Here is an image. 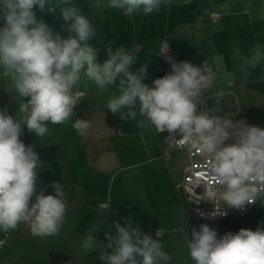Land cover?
<instances>
[{
  "label": "clouds",
  "instance_id": "clouds-1",
  "mask_svg": "<svg viewBox=\"0 0 264 264\" xmlns=\"http://www.w3.org/2000/svg\"><path fill=\"white\" fill-rule=\"evenodd\" d=\"M165 2L109 0L108 6L127 16L148 15L159 11ZM46 6L49 13L59 10L63 20L70 22L67 31L73 35L62 38L36 19L34 7L43 12ZM0 19L4 20L0 69L18 97L15 117L0 110V232L8 234L24 225L33 237L59 235L67 211L64 188L53 182L54 194L37 191V174L44 164L20 136L25 127L36 137H44L51 131L49 124H68L84 95L74 91L82 77L101 91L119 79V94L107 100V109L118 113L122 121H135L140 129L167 132L170 141L198 152L207 161L213 195L223 202V210L215 208L213 216L226 215L224 205L240 211L258 200L264 205V128L217 115L224 110L219 94L211 109L198 110L217 79L207 61L197 66L166 57L172 72L155 79L150 87L143 82L147 63L135 72L130 70L138 49L120 46L113 52L109 46L108 58L98 62V49L90 43L96 31L85 15L70 6V0H0ZM167 50L162 48L159 53ZM241 60L244 74L251 75L264 64V48L254 46ZM71 127L87 139L91 124L77 118ZM113 226L116 235L104 233L107 243L99 254L105 264H168L172 259L158 239L134 226L131 217L124 226L119 222ZM96 233L95 226L87 230L81 243L85 254L97 249ZM187 249L194 264H264V227L255 231L242 228L218 238L214 229L201 224L199 231L193 228Z\"/></svg>",
  "mask_w": 264,
  "mask_h": 264
},
{
  "label": "crops",
  "instance_id": "crops-1",
  "mask_svg": "<svg viewBox=\"0 0 264 264\" xmlns=\"http://www.w3.org/2000/svg\"><path fill=\"white\" fill-rule=\"evenodd\" d=\"M108 4L109 0H70V6L85 15L96 31L90 43L98 49V62L108 58L109 46L113 52L120 46L129 51L139 46L137 60L130 70L135 72L147 63L143 82L151 87L155 79L172 72L168 60L159 55L165 39L169 44L168 57L197 66L207 61L215 72L217 79L207 98L210 108L219 94L226 109L223 112L228 115L234 106L235 93L240 97L242 114L232 116L233 122L243 121L246 125L264 128V92L248 86L264 79V64L251 75H245L241 68V55H249L256 45L264 48V0H166L159 11L133 16ZM213 12L218 14L215 20L211 17ZM35 14L38 21L43 18L44 23L51 24L54 34L59 33L62 38L73 35L67 31L70 22L63 20L58 9L51 18L41 17L40 12ZM118 84L119 79L108 90L101 91L82 77L74 91L84 95L68 124H49L51 131L44 137H36L26 127L23 129L20 139L25 145L34 149L50 145L56 148V157L43 161V168L38 171L37 191L43 189L45 194H54L51 184H62L66 218L59 235L53 237H33L24 225L8 234L0 232L3 239L0 264H105L99 259L107 243L104 233L115 236L114 222L124 226L129 217L134 226L161 242L164 251L172 257L168 264H194L188 256L190 226L187 223L195 220H186L183 206L187 222L183 229L158 220L162 210L175 212L172 209L182 205L175 187L179 175L176 176L172 166L173 158L170 163L161 158V146L153 128L140 129L135 121H122L118 113V127L105 120L104 107L108 99L119 94ZM17 101L9 77L0 72V110L6 109L15 117ZM77 118L91 124L87 139L71 127ZM233 142L234 139L226 141ZM101 203L107 205L102 207ZM262 209L264 205L258 200L244 214L237 215L239 219L234 216L239 220L235 227L249 229L254 220L250 217ZM93 226L97 229V249L85 254L81 243ZM156 229L165 232L157 236ZM52 252L68 257L55 261Z\"/></svg>",
  "mask_w": 264,
  "mask_h": 264
},
{
  "label": "built area",
  "instance_id": "built-area-1",
  "mask_svg": "<svg viewBox=\"0 0 264 264\" xmlns=\"http://www.w3.org/2000/svg\"><path fill=\"white\" fill-rule=\"evenodd\" d=\"M212 19L218 17L217 13H211ZM136 46L135 49H138ZM165 53H159L161 58L166 59L169 55V44L167 40H163L159 51L162 48H166ZM83 93V92H82ZM220 93V92H219ZM210 93H206V96L202 98V102L198 104L199 111H205L211 109L208 106L207 98ZM220 114H225L223 111L218 112ZM228 116H240L242 114V106L239 97L234 93V108L230 110ZM155 131V129H154ZM156 133V131H155ZM178 139V137L176 138ZM161 146L160 152L161 156L165 162L170 163L172 160V154L170 149L172 147L178 148L184 153L186 159L185 163L182 165L179 178L175 182V187L179 193H181L182 206L185 211L186 220L194 219L195 221L206 223L209 221L223 220L229 217H234L245 213L251 205H246L243 211L237 210L235 208H229L224 205V211L226 215H215L213 213L217 210H223V202L218 199L217 196L213 195L214 182L211 180L207 169V161L203 159L200 154L196 151H189L187 147H182L175 143L174 140L170 141L168 138V133L163 132L161 138L158 139ZM106 203H101L100 206H106ZM216 208V209H215ZM159 231V235L164 234L163 229H156L155 234ZM0 241H3V239ZM1 245V244H0Z\"/></svg>",
  "mask_w": 264,
  "mask_h": 264
},
{
  "label": "rangeland",
  "instance_id": "rangeland-1",
  "mask_svg": "<svg viewBox=\"0 0 264 264\" xmlns=\"http://www.w3.org/2000/svg\"><path fill=\"white\" fill-rule=\"evenodd\" d=\"M38 10L35 8V10H33V11L40 12V14H42L41 17H47L48 18L50 16V18H51L53 16V13H49L47 11V6H46V9L42 13H41V11H38ZM42 19L43 18H41L39 21H41ZM47 25L51 26V24H47ZM3 26H4V20L0 19V27H3ZM231 108L233 109L234 106ZM224 110H226V109H224ZM228 110H230V109H228ZM170 152H171L172 158H173L172 166L174 167V169L176 171L175 174L178 177L179 172L181 170V167L185 163L186 159L184 157L183 151H181L178 148L172 147L170 149ZM161 158H162V156H161ZM179 201H181V200H179ZM179 205L180 206L177 210H175L174 208L172 209V211H175V212L168 211L167 209L162 210L160 212L158 220L161 223L164 222L165 224H167L169 226L176 225L177 228L183 229L187 222L185 221V218H184L182 205L181 204H179ZM236 217L239 219L240 216H236ZM236 217L228 218L225 220L209 221V222H206L204 224H207L211 229H214L218 234V238H220V237H223L228 232H231L233 234L238 232L235 225L239 220L238 219L235 220ZM246 218H248V217H246ZM250 218H254V220H252V222H253L252 227L253 228L249 227V229L255 231L258 226L264 227V209H262V211H257L256 214L254 215V217L252 216ZM187 224H188V226H190L189 227L190 229L188 232H189V240H191L193 228H195L197 231H199L201 223L198 221H188ZM166 228H167V230H172L173 227H166ZM166 235H168V234H166ZM178 246H179V250H180V243L178 244ZM177 255H180V252Z\"/></svg>",
  "mask_w": 264,
  "mask_h": 264
},
{
  "label": "trees",
  "instance_id": "trees-1",
  "mask_svg": "<svg viewBox=\"0 0 264 264\" xmlns=\"http://www.w3.org/2000/svg\"><path fill=\"white\" fill-rule=\"evenodd\" d=\"M0 72L5 74L2 69H0ZM248 86L259 92H264V82H260V81L252 82ZM104 113H105V120L109 125L114 126V127H118L120 125V121H119L117 114H113L106 107H104ZM156 134H157L158 139L161 138L162 133L156 132ZM34 150L38 153L41 162L53 160L56 157V148L54 145L39 147V148H35ZM178 194L180 196V200L182 203V198H181L182 196H181V193H179V191H178ZM236 228L238 231L242 229V227L239 225L236 226ZM51 257L53 260L56 261V260H64L68 257V255L63 254V253H58V252H52Z\"/></svg>",
  "mask_w": 264,
  "mask_h": 264
}]
</instances>
